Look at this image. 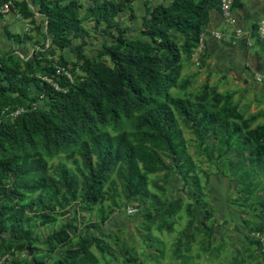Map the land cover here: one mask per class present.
<instances>
[{"label": "trees", "instance_id": "obj_1", "mask_svg": "<svg viewBox=\"0 0 264 264\" xmlns=\"http://www.w3.org/2000/svg\"><path fill=\"white\" fill-rule=\"evenodd\" d=\"M6 1L0 0V6ZM89 1L87 5L79 0L13 1L39 38L34 39L32 32L22 35L4 28L8 41H30L35 48L30 58L14 49L0 55V238L7 235L33 254L31 221L36 218L43 226L72 215L40 239L56 256L50 262L33 256L31 264H99L91 247L104 253L106 234L98 223L87 224L74 249L62 248L76 228L73 221L79 208L92 209L109 201L99 210L98 222L105 223L119 197L134 201L137 208L144 206L141 215L147 230L153 213L163 219L182 209L187 220L180 236L185 238L190 228L210 235L205 226L210 212L203 211L209 203L203 199L204 187L181 125L202 143L205 137L212 139L204 145L209 158L237 156L229 164L230 178L247 194L258 185L255 169L264 158V121L244 129L234 119L235 108L227 95L207 84L198 95H189V79L180 78L183 60L191 58L209 12L219 10L220 0L144 1L136 38H130L116 20L122 12L135 17L133 0ZM236 1L234 8L239 7ZM34 7L42 15L39 21ZM85 16H90L94 29L101 27L97 32L109 37L98 52L109 63L84 54L89 36ZM256 38L260 40L258 34ZM74 39L79 42L73 46ZM45 41L49 44L43 48ZM56 48L71 49L75 60L68 61L62 54L55 60ZM205 57L203 50L200 58ZM56 66L64 68L72 81L57 73ZM33 102L36 108L12 119L2 114L5 108L10 112ZM59 154L69 163L52 162ZM161 171L178 176L189 202L183 204L182 197L161 201L149 190V175ZM261 205L264 209V199ZM156 227L170 230L172 223L163 219ZM93 228L96 234L89 232Z\"/></svg>", "mask_w": 264, "mask_h": 264}, {"label": "rangeland", "instance_id": "obj_2", "mask_svg": "<svg viewBox=\"0 0 264 264\" xmlns=\"http://www.w3.org/2000/svg\"><path fill=\"white\" fill-rule=\"evenodd\" d=\"M144 1H151L154 3L156 0H133L132 6L134 8L135 17L129 18L128 14L125 12L120 13L116 17L118 24L121 27L126 28V33L130 38L138 37L136 29L140 24V17L143 14V10L140 8V3H143ZM236 2L239 4L238 0ZM235 8L238 7L235 6ZM83 13L84 10H81V14ZM83 25L89 31V36L86 39L87 43L83 45L84 54L87 57L99 58L108 62V57L106 55H100L98 52L99 49H101L100 45L103 41L106 43L110 42L108 41L109 37L105 34L97 32L101 29V27L96 29L93 28V22L90 16L84 17ZM112 33H115L113 29ZM1 42L0 55L4 51L10 49L9 44L6 46L8 47L6 49L3 41ZM78 42V39H74L72 45L74 46ZM41 44L43 48H46L49 41L41 42ZM33 48H35L34 44L29 46V50H27V52H22L21 57L30 58L32 56ZM53 51V58L55 60L60 54H62L68 61L73 62L75 60V54L71 51V49L65 48L63 50H58L56 48L53 49ZM202 51L198 52L195 49L190 59L183 60L180 78L187 77L189 79V84L186 88L187 94L198 95L201 92L203 85L207 84L211 89H215L218 94L227 95L229 97V104L233 105L235 108V115L233 117L243 126L244 129L252 128L261 123L262 121L259 118L258 113L252 112V110L254 111L258 108L260 103L258 99V90L253 87L243 86L242 84L240 85L239 82L241 77L238 79L232 74L221 75L217 72V70L215 71L212 66L211 68L207 67L212 63L207 60V57L201 60L200 56H202ZM196 61L198 63H196ZM251 95L254 98L252 101H250ZM181 128L187 141V150L195 162L196 174L199 177L201 185L204 187L203 199L209 203V199L206 198L208 194L205 190L208 177L216 172H220L228 177H231L229 164L230 162L236 160L237 156L234 153H229L227 156L219 159L216 157L209 158L205 152L204 145L210 144L212 139L205 137V141L202 143L194 134L191 133V130L188 127L181 125ZM108 129L112 131L111 127H108ZM58 161H66L63 154L55 155L52 158V162L56 163ZM255 172L258 185L256 186L254 192L251 194L242 192V185L237 184L236 193L229 201V203L236 210H242V207H245V209L252 213L256 212V208L262 209L261 204L264 199V158L261 161V165L256 167ZM167 176V173L163 171L150 174L148 177L149 187L153 188V184L163 181ZM156 190L159 191L161 195H164V192L162 190L160 191L158 187ZM183 193L185 197L188 196L186 190L184 189ZM116 200L117 205L113 206L114 211L109 214L108 220L105 223L98 222L99 210L100 208H106L109 205V201L104 200L102 203L95 205L92 209L79 208L77 211L78 215L75 216L76 219L73 221L76 228L71 230L69 243L62 249H74L79 238L85 234L87 224L93 222L98 223L99 230L106 234L104 236V253H100L94 247H91V250L99 260V264H255L252 260H243L240 256V249L228 250L223 237L221 234H218V230H216V226L218 224H216L214 211L210 204L206 208H203V211L207 210L210 212V216L205 222L206 229L209 230L208 232L210 235H205L200 231H193L191 234L185 235V238L180 236V233L176 237L170 238L161 233L160 236L165 240L161 243L158 240L154 241V237L150 234L148 235L144 232V230L137 231L133 235L129 226H126L125 229L117 232L110 233V226L108 225L109 219H111V217L115 214L129 217L131 213L126 212V207L132 205L135 206L134 201H124L121 197ZM138 206L140 209L138 207L137 210L142 212L144 206ZM262 211H264V209H262ZM71 217V214H66L58 217L54 223L43 226L37 223L36 218L33 219L31 221V230L33 232L34 241L31 246L36 248L33 254H30L29 250L20 242L11 240L7 235L3 236L0 238V260L4 256H8L9 259L7 262L9 264H31L34 256L35 258L50 262L56 256V253L49 252L46 244L41 242L40 239L44 238L45 235L52 229L58 228L63 222L67 221ZM183 225L184 222L180 221L177 229L182 228ZM245 225L252 230L259 227L256 223L250 221H246ZM90 231L91 233L96 234V230L94 228L89 229V232ZM176 244H178V247L180 248L178 254L175 252ZM185 244L189 246V250L183 249V245ZM248 245H250L247 248L248 250L252 247L254 250V247H257L256 250L260 254L258 246L255 242L251 241ZM167 247L168 249H166ZM233 251L236 252V256L231 260H227L228 253ZM178 256H185L186 258L180 261ZM129 258L131 259V262L128 261Z\"/></svg>", "mask_w": 264, "mask_h": 264}, {"label": "crops", "instance_id": "obj_3", "mask_svg": "<svg viewBox=\"0 0 264 264\" xmlns=\"http://www.w3.org/2000/svg\"><path fill=\"white\" fill-rule=\"evenodd\" d=\"M14 2H20L23 0H13ZM85 5L89 3V0H79ZM239 7L234 9L235 25L227 24L221 17L219 10L212 9L209 12V20L204 30L205 35V53L207 54V60L211 61V65L207 67L212 68L221 75L232 74L236 78L241 80L239 84L247 87H253L258 90L259 94V106L252 112L258 113L261 121H264V40H258L257 35V25L260 18L264 15V0H238ZM28 7L33 9V5L28 1ZM35 17L39 21L42 15L36 12ZM140 8L143 9L142 2L140 3ZM32 23L24 18L23 16L16 17L13 12H8L0 16V42L3 41L5 48L8 44L10 49H14L20 56L22 52L29 50V46L32 42L26 41L25 43L16 44L5 36L4 28L9 30L11 33L25 34L27 32H32L33 38H39V35L33 31ZM240 28L242 34H236L235 29ZM45 30V27H42ZM214 30H219L222 34L221 39L216 40L212 37L211 32ZM2 43V42H1ZM0 43V44H1ZM31 43V44H30ZM259 75L260 79L257 80L256 76ZM254 98L250 96V101ZM162 172V171H161ZM168 176L164 178L163 181L153 184V188L149 187V190L156 194L161 201L168 200L173 201L177 197H182V202L187 203L190 200L187 199L182 194V182L174 173H168ZM157 186L162 187L164 190V195H161L157 191ZM156 188V189H155ZM207 197L209 204L214 211V219L216 221V230L218 234L224 239V243L228 250L230 249H240V256L243 260H252L255 264H264V256L257 252V247L254 250L249 248L248 245L252 239L249 238V229L245 223L253 222L256 223L261 229L264 230V211L261 208H256V212H250L249 210L242 207V210H236L229 201L235 195L237 190V183L230 177L222 174H212L208 177L206 182ZM161 191V190H160ZM133 206V205H132ZM134 211L129 217L124 215L115 214L108 221L110 226V233L117 232L119 230L125 229L129 226L131 233L134 235L137 231L146 232L154 237V241H160L163 243L165 240L160 236L161 233L172 238L176 237L181 230L184 228L185 222L187 220L186 215L183 210L180 209L176 214L172 216H164L168 223H172L170 230L157 229V224L163 220L160 217L155 216L153 213L154 221L150 225V229L145 228V220L141 215L140 210L133 206ZM140 209V208H139ZM137 210V211H136ZM202 217V215H201ZM180 221L184 222L182 228L177 229ZM218 222V223H217ZM195 223L194 226H196ZM193 231L201 230H190L187 231L186 235L191 234ZM254 242V241H253ZM257 244V243H256ZM155 248V247H154ZM157 249V248H156ZM168 249V247L166 248ZM247 249V250H246ZM236 256V252H229L227 260H231ZM185 256H178L181 261Z\"/></svg>", "mask_w": 264, "mask_h": 264}, {"label": "built area", "instance_id": "obj_4", "mask_svg": "<svg viewBox=\"0 0 264 264\" xmlns=\"http://www.w3.org/2000/svg\"><path fill=\"white\" fill-rule=\"evenodd\" d=\"M234 1L235 0H220L219 1V12L221 14V17L227 24H230V25H235L234 8H233ZM8 12H13L16 17L21 16L19 11H18V8L15 6V4L12 0H7L5 3H3L0 6V14L1 15H4ZM235 32H236V34H242V31L240 28H236ZM257 34L261 40H264V15L260 18L259 23L257 25ZM211 35L216 40H219L222 37V34L219 30L212 31ZM204 46H205V35H204V31H203L199 36L198 45L196 47V50L198 52H200L204 49ZM196 63H198V62L196 61ZM56 71H57V73H60V72L65 73L68 76V78L72 81L70 74L64 68L56 66ZM41 78L43 80L47 81L48 83H50L55 89H57V90L59 89L57 84L55 82H53L50 78H48L46 76H42ZM256 79L259 80L260 76L257 75ZM36 106H37V103L33 102L30 105V107L21 106V107L14 109L13 111H10V112L8 111L7 108H5L4 110H2V114L5 117H9L10 119H12L13 117L17 116L19 113L25 112L29 108L34 109V108H36ZM133 211H134L133 206L126 207V212L132 213ZM248 236L250 239L254 240L257 243L258 250H259L260 254H262L264 256V231L253 229L249 232ZM8 259H9L8 256H4L0 260V264L7 262Z\"/></svg>", "mask_w": 264, "mask_h": 264}]
</instances>
